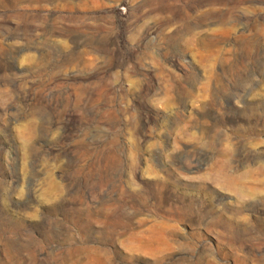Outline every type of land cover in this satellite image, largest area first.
Instances as JSON below:
<instances>
[{"label":"rangeland","instance_id":"374dc122","mask_svg":"<svg viewBox=\"0 0 264 264\" xmlns=\"http://www.w3.org/2000/svg\"><path fill=\"white\" fill-rule=\"evenodd\" d=\"M0 264H264V0H0Z\"/></svg>","mask_w":264,"mask_h":264},{"label":"bare ground","instance_id":"6f19581e","mask_svg":"<svg viewBox=\"0 0 264 264\" xmlns=\"http://www.w3.org/2000/svg\"><path fill=\"white\" fill-rule=\"evenodd\" d=\"M263 172V171H262ZM259 178V177H258ZM258 178H256V179H258ZM259 180V179H258ZM262 180V179H261ZM255 181V180H254ZM256 182V181H255ZM261 182H263V181H261ZM258 184L257 185H259V181L257 182ZM262 184V183H261ZM261 186V185H260ZM258 187V186H257ZM259 189V188H258ZM254 190V189H253ZM240 191V193L243 195L244 194V192L242 191V190H239ZM257 192V191H256ZM252 193H253V191H252ZM246 195V194H245ZM244 195V196H245ZM248 195V194H247ZM243 196V197H244Z\"/></svg>","mask_w":264,"mask_h":264}]
</instances>
